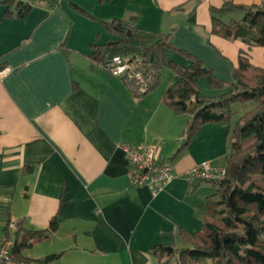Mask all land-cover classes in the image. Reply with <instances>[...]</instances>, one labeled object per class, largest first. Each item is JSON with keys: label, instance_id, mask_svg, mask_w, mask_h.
Masks as SVG:
<instances>
[{"label": "crops", "instance_id": "0c3cea01", "mask_svg": "<svg viewBox=\"0 0 264 264\" xmlns=\"http://www.w3.org/2000/svg\"><path fill=\"white\" fill-rule=\"evenodd\" d=\"M227 1L264 0H37L23 16H5L9 5L0 0V66L13 69L0 78V245L16 244L20 223L51 232L15 250L27 264H177L153 249L183 247L181 231L203 229L207 197L216 190L191 180L189 170L204 162L226 166L229 123L203 124L184 146L189 114L164 100L174 72L164 87L161 78L137 95L109 72L108 59L90 55L118 37L106 22L135 16L138 27L171 32L174 45L233 81L241 52L264 66V47L212 32L211 8ZM242 16L237 10L225 19ZM170 56L188 63L178 51ZM122 142L153 146L173 162L177 175L165 190L153 195L130 182Z\"/></svg>", "mask_w": 264, "mask_h": 264}, {"label": "trees", "instance_id": "16d2710c", "mask_svg": "<svg viewBox=\"0 0 264 264\" xmlns=\"http://www.w3.org/2000/svg\"><path fill=\"white\" fill-rule=\"evenodd\" d=\"M36 2L6 0L9 6L5 16L14 13L23 16ZM237 10L243 12L242 18L225 19ZM211 11L213 33L228 39L240 38L250 47H264L263 5L227 1ZM106 24L118 37L96 47L90 55L94 60L106 61L117 54L131 60L140 57L152 75L150 89L160 83L164 68L173 70V81L164 93V100L175 112L189 114L183 133L187 139L184 146L203 124L229 123L226 176L207 197L203 229L179 231L183 247L158 245L153 252L164 262L175 259L177 264H264V66L251 63L246 53L241 52L235 80L229 81L197 55L174 45L171 32L142 29L137 26L135 16L115 18ZM171 51L180 52L188 63L174 60ZM204 80L216 92L204 93L201 85ZM246 102H254V107L233 121L234 105ZM55 227L53 220L51 230ZM15 232L16 251L29 245L30 238L40 239L51 233L25 231L20 223ZM60 254H50L38 261L49 262Z\"/></svg>", "mask_w": 264, "mask_h": 264}, {"label": "built area", "instance_id": "2783aa9c", "mask_svg": "<svg viewBox=\"0 0 264 264\" xmlns=\"http://www.w3.org/2000/svg\"><path fill=\"white\" fill-rule=\"evenodd\" d=\"M264 6V1L262 3ZM106 67L113 75H122L129 82L131 89L137 94H142L150 89L152 84L151 72H147L142 59L120 54L113 55L106 62ZM13 71L10 66H0V78ZM129 163L128 176L135 185H146L153 195L166 189L167 185L177 175L175 166L169 159L161 157L153 146L136 145L128 142L120 144ZM226 176L225 167H215L209 162L193 166L189 170L191 180H203L219 185ZM0 264H27L20 260L15 253V244L10 239H5L0 245Z\"/></svg>", "mask_w": 264, "mask_h": 264}, {"label": "rangeland", "instance_id": "374dc122", "mask_svg": "<svg viewBox=\"0 0 264 264\" xmlns=\"http://www.w3.org/2000/svg\"><path fill=\"white\" fill-rule=\"evenodd\" d=\"M172 75H173V71L170 68H168V67L164 68V70L162 72V87H164L169 82V80H171ZM205 81L206 80H204L201 85H203V83ZM202 88L204 89V93L210 92V89H212L209 86L205 87V85H203ZM250 104H252V106H253V104H255V103L254 102H246V103L235 104L233 107L234 111H235V116L233 117V121H235L240 115L247 112L246 111L247 106H245V105H250ZM212 187H213V190L217 189V187H215L214 185H212Z\"/></svg>", "mask_w": 264, "mask_h": 264}, {"label": "water", "instance_id": "95a60500", "mask_svg": "<svg viewBox=\"0 0 264 264\" xmlns=\"http://www.w3.org/2000/svg\"><path fill=\"white\" fill-rule=\"evenodd\" d=\"M186 141H187L186 138H183V139H182V143H183V144H184Z\"/></svg>", "mask_w": 264, "mask_h": 264}]
</instances>
